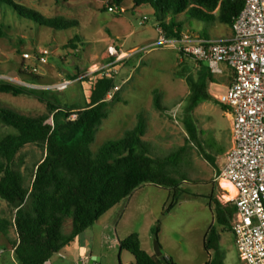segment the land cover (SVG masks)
Returning <instances> with one entry per match:
<instances>
[{
	"label": "rangeland",
	"instance_id": "374dc122",
	"mask_svg": "<svg viewBox=\"0 0 264 264\" xmlns=\"http://www.w3.org/2000/svg\"><path fill=\"white\" fill-rule=\"evenodd\" d=\"M38 10L47 17L64 16L78 20V27L67 30H52L35 27L27 22H12L11 16L0 10V24L4 35L0 36V78L15 82L21 63L35 66V57L47 50V61L39 64L37 75L39 85L23 84L40 89H48L46 99L59 104L84 103L90 94L91 82L101 76H109L118 87V100L109 106L108 116L102 121L91 151L96 154L101 145L116 139L133 128L138 114L146 117L144 141L154 156H166L177 151L184 144L186 130L183 120L201 71L191 57L166 46L154 45L160 30L155 10L149 5L133 6L126 1V10L120 14L108 11L110 0H17ZM146 17L144 20L143 18ZM181 21L182 31L204 32L211 38L227 36L231 30L224 24H207L189 19L185 14L175 17ZM78 35L76 48L66 47L68 41ZM112 46L115 55L108 53ZM25 53L29 57H25ZM102 68L101 70H99ZM3 74V75H2ZM230 71L223 74L205 76L207 92L214 98L225 92ZM64 79L72 80L68 88L54 90L52 86ZM117 90V89H116ZM157 93L165 110L159 112L153 106V96ZM0 108H11L26 115H38L46 110L45 103L24 95L12 96L0 93ZM199 120L197 138L187 144V152L175 158L176 171L186 178L181 184L189 193L211 194L223 204L230 198L224 191L219 172L226 162V153L232 146L230 111L224 110L213 99L202 101L195 109ZM14 129L0 121V138L13 133ZM29 156H40L34 145L24 149ZM29 160V159H28ZM147 194V210L157 215V240L170 251L179 264H204L212 256L203 247L205 233L211 225L220 233L219 247L224 252V264H244L238 255L231 230L218 225L214 220L213 208L207 199L183 195L173 209L166 212L171 203L172 191L152 185H144ZM5 202L0 199V209ZM135 232L144 231L140 223H128ZM71 228V221L64 224V231ZM13 232V231H11ZM138 233V232H136ZM0 234V240L2 238ZM152 238V246L154 245ZM163 249V248H162ZM164 251V250H163ZM110 262L134 264L132 255L123 250L122 256L110 251ZM209 254V257H208Z\"/></svg>",
	"mask_w": 264,
	"mask_h": 264
},
{
	"label": "trees",
	"instance_id": "16d2710c",
	"mask_svg": "<svg viewBox=\"0 0 264 264\" xmlns=\"http://www.w3.org/2000/svg\"><path fill=\"white\" fill-rule=\"evenodd\" d=\"M126 1L136 7L151 6L159 26L169 37H177L182 31V22L175 20L180 14L231 28L233 19L244 7V0H110L106 9L113 5L124 7ZM0 10L10 15L14 23L27 22L38 28L67 30L79 25L75 18L47 17L17 0H0ZM4 34L3 24H0V36ZM199 34L208 37L204 32ZM78 41L80 38L75 35L66 47L76 48ZM201 69L203 74L193 86L183 120L187 135L184 144L166 156L151 155L149 145L143 139L146 117L140 113L133 128L104 142L96 154L92 153L91 145L102 121L108 116L109 106L118 100L119 90L107 98V93L115 87L109 76L91 82L90 94L81 105H61L45 98L48 89L0 78V93L33 97L46 105L45 112L38 115L0 108V121L14 129L13 133L0 138V199L5 202V207L0 209V234L13 244L15 257L21 264H44L136 188L147 184L172 191L166 212L173 209L183 195L207 199L213 208L215 222L231 230L230 221L236 211L234 204H223L211 194L189 193L181 187L186 178L176 171L175 158L185 154L187 144L197 138L196 107L204 100L213 99L224 110L228 109L207 92L205 76L211 73ZM17 76L27 84L40 85L42 82L37 72L32 71V66L24 63L19 65ZM232 76L227 78V84H231ZM153 106L159 112L166 109L157 93L153 96ZM28 145L36 146L40 156L28 158V151L24 150ZM67 220L71 221V228L65 232ZM11 231L15 234L13 239ZM158 232L157 225L152 229L154 238ZM219 242V230L211 225L203 239L204 249L212 251L205 264H224L225 255ZM119 245L121 251L132 255L134 264H178L164 254L159 258L147 253L136 232L121 239Z\"/></svg>",
	"mask_w": 264,
	"mask_h": 264
},
{
	"label": "built area",
	"instance_id": "2783aa9c",
	"mask_svg": "<svg viewBox=\"0 0 264 264\" xmlns=\"http://www.w3.org/2000/svg\"><path fill=\"white\" fill-rule=\"evenodd\" d=\"M108 11L125 9L113 5ZM231 30L228 38L205 37L193 31L169 37L160 27L158 39L151 46L178 51L204 65L212 74H223L224 67L232 71L231 84L216 96L232 115V146L218 177L234 190L227 202L236 207L230 227L240 260L244 264H264V0H244ZM108 53L115 55L112 46ZM47 54L43 50L35 57L32 71L38 72L37 65L47 61ZM24 55L29 57L28 53ZM13 80L23 84L18 77ZM71 83L72 80L64 79L52 88L64 90ZM116 89L115 86L107 93L108 99Z\"/></svg>",
	"mask_w": 264,
	"mask_h": 264
},
{
	"label": "crops",
	"instance_id": "0c3cea01",
	"mask_svg": "<svg viewBox=\"0 0 264 264\" xmlns=\"http://www.w3.org/2000/svg\"><path fill=\"white\" fill-rule=\"evenodd\" d=\"M231 35L232 30L223 38H228ZM223 69L224 71L225 69L229 70L230 76L233 74L230 69L226 67ZM143 187L144 185H141L136 188L128 197L108 210L92 226L79 234L70 245L54 254L44 264H114L109 260L111 258L110 251L112 250L114 256H119V254L122 256L120 240L135 232L134 229L127 227L128 223L133 225L140 223V226H143L144 231L142 233L136 231L140 237L141 247L150 255H155L152 246V226L158 217L157 215L152 217L153 211L147 210L145 202L147 194ZM10 237L12 239L15 237L14 232H10ZM161 248H163L165 256L171 257L175 261L166 247L162 245ZM121 263L118 260L116 264ZM0 264H21L15 257L13 244L8 242L4 236L0 240Z\"/></svg>",
	"mask_w": 264,
	"mask_h": 264
},
{
	"label": "water",
	"instance_id": "95a60500",
	"mask_svg": "<svg viewBox=\"0 0 264 264\" xmlns=\"http://www.w3.org/2000/svg\"><path fill=\"white\" fill-rule=\"evenodd\" d=\"M153 250H154V254L155 256L159 257V258H163V254H164V251L163 249L161 248L157 238L154 239V245H153Z\"/></svg>",
	"mask_w": 264,
	"mask_h": 264
},
{
	"label": "bare ground",
	"instance_id": "6f19581e",
	"mask_svg": "<svg viewBox=\"0 0 264 264\" xmlns=\"http://www.w3.org/2000/svg\"><path fill=\"white\" fill-rule=\"evenodd\" d=\"M222 186L224 188V191L227 194H229V196H230L229 198H231V196L233 195V192H234L232 186L227 181H222Z\"/></svg>",
	"mask_w": 264,
	"mask_h": 264
}]
</instances>
